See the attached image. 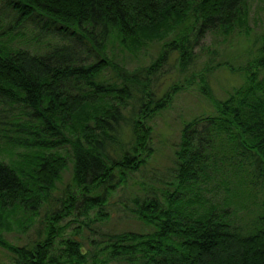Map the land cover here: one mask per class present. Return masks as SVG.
Wrapping results in <instances>:
<instances>
[{"label":"trees","instance_id":"trees-1","mask_svg":"<svg viewBox=\"0 0 264 264\" xmlns=\"http://www.w3.org/2000/svg\"><path fill=\"white\" fill-rule=\"evenodd\" d=\"M1 1L60 37L42 52L0 42V247L14 264H85L83 243L60 238L59 222L80 208L106 217L112 193L154 154L148 119L176 90H148L165 53L149 66L129 58L173 37L185 66L209 33H250L255 1ZM250 55L243 84L184 122L168 188L135 198L151 230L103 233L93 242L104 259L88 251L94 264H264V29ZM69 163L71 184L44 231L11 243L6 234L34 223ZM214 188L222 202L205 197Z\"/></svg>","mask_w":264,"mask_h":264},{"label":"rangeland","instance_id":"rangeland-1","mask_svg":"<svg viewBox=\"0 0 264 264\" xmlns=\"http://www.w3.org/2000/svg\"><path fill=\"white\" fill-rule=\"evenodd\" d=\"M254 1L250 33L240 36L234 34L231 37L209 33L195 49V56L185 66L178 60L179 53L171 48L173 37L152 42L144 47L138 56L129 58L128 63L132 67L149 66L165 53L166 59L162 58L163 61L158 62L160 65L156 73L149 75L148 90L154 91L157 98L163 96L167 90L172 92L174 87L176 90L171 94L169 106L148 119L153 128L150 144L154 148V154L147 166L129 172L127 182L112 193L102 210L106 217L100 219L97 209L85 215L80 208L59 222L64 228L60 238L73 237L83 243V250L88 255L85 264H94V254L97 258L104 259L101 248L93 242L98 241L103 233L151 230V227L136 215L138 204L135 198L162 195V190L168 188L166 182L173 179V150L180 140L184 122L201 114H213L216 111L214 100L226 99L234 89L243 84L247 62L252 59L250 52L255 51L264 29V0ZM57 37L60 36H57L51 27L44 28L41 23L31 18H22L0 0V42L32 52H42L46 50V44L56 42ZM252 69H257V66L253 64L249 67V70ZM143 71L142 75H146L147 71ZM206 85L210 87V95L204 92ZM17 109L9 108L5 116L10 117ZM71 181L72 164L69 163L52 196L41 207L38 216H35L34 223L25 230L15 226L6 234V238L18 245L35 239L39 231H44L47 214L60 207L66 186H69ZM222 193L223 189H219L217 195L218 190L214 188L205 197L209 202H222ZM208 201L206 202L209 203ZM90 250L93 251L92 255L88 253ZM14 263L13 255L0 247V264ZM107 264L124 263L111 261Z\"/></svg>","mask_w":264,"mask_h":264}]
</instances>
